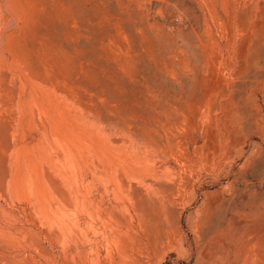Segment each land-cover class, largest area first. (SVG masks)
<instances>
[{"label": "rangeland", "instance_id": "374dc122", "mask_svg": "<svg viewBox=\"0 0 264 264\" xmlns=\"http://www.w3.org/2000/svg\"><path fill=\"white\" fill-rule=\"evenodd\" d=\"M10 263L264 264V0H0Z\"/></svg>", "mask_w": 264, "mask_h": 264}, {"label": "bare ground", "instance_id": "6f19581e", "mask_svg": "<svg viewBox=\"0 0 264 264\" xmlns=\"http://www.w3.org/2000/svg\"><path fill=\"white\" fill-rule=\"evenodd\" d=\"M187 133V132H186ZM13 259V258H12ZM5 260V259H4ZM8 262V261H7ZM11 264V263H10Z\"/></svg>", "mask_w": 264, "mask_h": 264}]
</instances>
